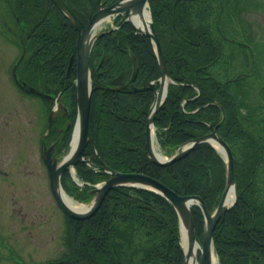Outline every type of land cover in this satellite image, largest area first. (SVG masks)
I'll return each mask as SVG.
<instances>
[{
	"label": "trees",
	"instance_id": "16d2710c",
	"mask_svg": "<svg viewBox=\"0 0 264 264\" xmlns=\"http://www.w3.org/2000/svg\"><path fill=\"white\" fill-rule=\"evenodd\" d=\"M6 1L19 34L28 43L19 67L21 76L33 84L41 75L55 83L54 94L62 91L68 95L70 128L61 143L65 148L76 115L74 61L70 76L65 73L69 57L75 54L76 31L53 0ZM148 1L173 80L153 120L159 146L171 154L181 144L209 132L210 125L215 126L231 147L238 192L236 202L213 230L215 252L220 264H264V197L258 187L264 164V99L262 104H254L252 92H248L255 73L236 70L235 56L244 48L237 40L242 39L243 30L234 23L231 0ZM65 2L81 17L86 6L94 8L98 0ZM130 52L138 63L133 84L141 86L159 76L149 36L135 32L128 22L103 32L93 43L89 138L84 154L119 171L150 175L178 194H196L212 210L226 181L221 156L210 143L201 142L168 165H157L148 157L145 122L152 93L121 87L131 76ZM251 62L253 65L252 57ZM263 89L257 95L261 96ZM75 170L89 184L105 177L84 162H78ZM61 184L75 199L90 197V185L80 189L68 170L63 172ZM190 210L200 238L202 212L197 205ZM64 217L65 251L44 264H184L177 213L154 191L116 186L90 217Z\"/></svg>",
	"mask_w": 264,
	"mask_h": 264
},
{
	"label": "rangeland",
	"instance_id": "374dc122",
	"mask_svg": "<svg viewBox=\"0 0 264 264\" xmlns=\"http://www.w3.org/2000/svg\"><path fill=\"white\" fill-rule=\"evenodd\" d=\"M6 2L0 0V264H38L64 253L65 217L51 196L40 154L48 107L39 96L20 92L11 78L12 64L21 49L18 25ZM230 3L234 23L241 26L243 39L255 53L253 65L245 47L235 56V62L239 69L255 73L248 92H252L254 104H262L264 91L261 96L257 94L264 86V0ZM113 20L112 16L97 31L112 26ZM156 150L161 153L157 144ZM62 155V151L56 153L58 159ZM258 185L264 197V164ZM78 202L89 205L91 200Z\"/></svg>",
	"mask_w": 264,
	"mask_h": 264
},
{
	"label": "water",
	"instance_id": "95a60500",
	"mask_svg": "<svg viewBox=\"0 0 264 264\" xmlns=\"http://www.w3.org/2000/svg\"><path fill=\"white\" fill-rule=\"evenodd\" d=\"M59 9L71 20L73 26L77 31L76 37V77H75V88H76V118L73 127V132L77 128L78 135L75 146L70 148L60 160L57 157L52 156V149L56 146L54 143L49 148L44 149V146H41V156L43 162L48 171L49 176V189L52 195V198L58 208L67 216L74 219H86L93 215L95 211L98 209L101 204L104 196L108 192L109 189L113 188L117 185H131L142 188L151 189L163 195L167 198L174 208L177 211L178 219H179V232H180V244H181V219H187L189 228H190V236L191 239L196 242L195 230L193 225V220L191 216V212L189 210L190 205L197 204L201 208L204 217V229L201 238V247H200V255H199V264H213V241H212V232L213 229L221 217V215L228 210L236 201L237 194L235 190L234 184V166H233V157L231 150L228 144L215 132L214 128L208 134H205L189 144H186L181 148V150L175 153L168 159H159L155 157L152 148V124L153 117L155 111L159 108L162 103V100L159 99V95L162 92L163 87L166 88V79L168 78V72L165 67V61L163 58L162 50L160 47L159 39L153 27V23L150 19L148 23V27L141 30L135 27L130 20L129 16L131 13H139L143 9L148 6V0H116L112 4L105 6L103 8L98 9L95 13H93L86 23H83L68 7V5L63 0H54ZM128 12L129 16L126 18V21H130L131 24L137 31L143 32L149 35L152 39V42L155 47L157 60L160 66V77H159V95L156 93V85L152 82H149L138 89H151L155 94V100L152 103L149 111V115L146 120L145 126V141L147 145L148 155L149 157L159 165L169 164L183 155H185L196 143L201 141L211 142L214 145V142L218 145L214 147L223 155L224 160L226 162V185L222 192L221 198L215 210L210 212L207 210L206 205L203 199L197 195H179L168 186L160 182L159 180L145 175L139 172H120L110 168L105 164H101L103 168V172L108 174V177L105 181L93 188L92 192L95 194V197L91 204L84 210L78 211L71 207H69L59 195L58 189L61 188L60 177L65 169L69 166H74L79 161H85L86 163L94 166L96 168L99 165L90 161L89 158L83 156V151L87 145L88 141V116H89V108H90V95H91V76L89 71V54L91 49V44L93 39L97 36L94 33L95 25L102 18L109 16L111 14H118ZM150 14V13H149ZM131 59L133 64L132 76L131 80L136 75L137 72V60L136 57L131 53ZM22 57V56H21ZM72 58L69 61L67 68V75H69V70L71 66ZM16 79V76L13 75ZM17 84L24 88L27 92L43 95L42 92H39L35 87H25L24 84L18 82ZM128 86V85H126ZM165 91V89H164ZM165 94V92H164ZM164 97V95H163ZM56 114V110L53 108L49 112L47 118V129L50 128L53 117ZM73 140V135L72 139ZM232 186L234 191V197L231 201L226 199L227 192L229 188ZM182 245V244H181ZM185 260V249L181 246Z\"/></svg>",
	"mask_w": 264,
	"mask_h": 264
},
{
	"label": "flooded vegetation",
	"instance_id": "af4514ba",
	"mask_svg": "<svg viewBox=\"0 0 264 264\" xmlns=\"http://www.w3.org/2000/svg\"><path fill=\"white\" fill-rule=\"evenodd\" d=\"M114 1L115 0H113L111 2H106L105 0H98V3L95 6H93L94 8H92L91 6L87 5L86 6L85 15L83 13V15L81 17H79V16L78 17L84 23H86L88 21V19L90 18V16L93 13H95L98 9L103 8L105 6H108V5L112 4ZM232 8H234V7L232 6ZM245 9H246V7L244 8V10ZM126 17H127L126 13H122V14L114 16L113 25H112L113 29H115L118 26V24L121 23L122 21L123 22H127L126 19H125ZM134 31L137 32L135 29H134ZM246 37L248 38V36H246ZM2 39H3V37H2ZM6 39H4V40H6ZM18 40H19L21 52H22L23 47L26 48V50H27L28 43L21 41L20 38ZM237 42L240 43L241 45H243L252 54V52H251L252 50L250 49L251 45L249 44L247 39H243V37H242V39L241 40H237ZM14 64H15V62L12 64L11 73H13V71L15 70V68L13 69ZM240 68H243V66H241ZM236 69H239V68L236 66ZM236 73H238V72H236ZM236 75H238V74H236ZM17 79L20 82H22L18 77H17ZM22 80L25 82L24 79H22ZM13 83L18 89H20L15 81H13ZM32 85H35L38 90H40L43 93H45V96H43L41 98L45 99V103H46L45 106H47V104H49V102L52 101V99H53L52 98L53 95H54L53 92L56 89L55 83H53L52 80H48V82H47V80H44L43 77L41 75H39ZM20 91H22V90H20ZM149 91H151V90H149ZM197 92H198V90H197ZM151 93H152V100H151V102H152L153 99L155 98V94H154L153 91H151ZM60 101L63 104V106L59 107V109L57 110V115L54 117V119L52 121V124H51L52 126L46 132V136H44V138L47 140V145L48 146H52L55 142H58V144L60 142H62L64 137H65L66 132L70 128V112H71V109L69 107L70 101H69L68 95L65 93V95H63L61 97ZM58 144L56 143L55 148H57ZM55 148L53 149V152L56 150Z\"/></svg>",
	"mask_w": 264,
	"mask_h": 264
},
{
	"label": "bare ground",
	"instance_id": "6f19581e",
	"mask_svg": "<svg viewBox=\"0 0 264 264\" xmlns=\"http://www.w3.org/2000/svg\"><path fill=\"white\" fill-rule=\"evenodd\" d=\"M110 17H105L101 19V21L97 24L96 28L99 27L103 22L109 21ZM130 19L133 22V24L138 28H147L149 23V14L147 10H142L139 13H131ZM160 97V95H159ZM77 135L78 131L77 128L74 131L73 141H72V147L75 146L77 141ZM71 147V148H72ZM153 153L155 156H158V152L153 149ZM59 195L62 198V200L67 204L69 207L82 211L87 208V205H84L76 200H74L72 197L67 195L61 188L58 189ZM234 191L232 186L229 188L227 192L226 199L228 201H231L233 199ZM181 244L183 248L185 249V260L187 264H198L196 260V251L198 249V243L191 239L190 236V228L187 219H181ZM213 264H217L215 256H213Z\"/></svg>",
	"mask_w": 264,
	"mask_h": 264
}]
</instances>
